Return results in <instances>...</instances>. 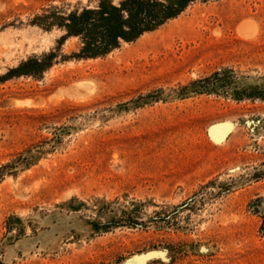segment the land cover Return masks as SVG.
I'll use <instances>...</instances> for the list:
<instances>
[{"label": "rangeland", "instance_id": "1", "mask_svg": "<svg viewBox=\"0 0 264 264\" xmlns=\"http://www.w3.org/2000/svg\"><path fill=\"white\" fill-rule=\"evenodd\" d=\"M99 2L0 0V264H264V0L82 58Z\"/></svg>", "mask_w": 264, "mask_h": 264}, {"label": "trees", "instance_id": "2", "mask_svg": "<svg viewBox=\"0 0 264 264\" xmlns=\"http://www.w3.org/2000/svg\"><path fill=\"white\" fill-rule=\"evenodd\" d=\"M193 1L124 0L113 6L109 0H100L95 10L69 14L63 26L67 35L82 36L80 57H96L118 47L120 40L131 42L175 18Z\"/></svg>", "mask_w": 264, "mask_h": 264}, {"label": "bare ground", "instance_id": "3", "mask_svg": "<svg viewBox=\"0 0 264 264\" xmlns=\"http://www.w3.org/2000/svg\"><path fill=\"white\" fill-rule=\"evenodd\" d=\"M239 28H241V26H240ZM244 28H245V27L243 26L241 30H243ZM246 28H247V27H246ZM244 33H245V32H244ZM238 34H239V33H238ZM241 34H242V32H241ZM245 34H246V33H245ZM249 36H250V35H249ZM216 128H217V129H215V131H214L213 134H214L215 137L221 139V138L223 137V135H224V131L222 130L223 127H221V129H219L218 127H216ZM224 129H225V127H224ZM226 130H227V129H226ZM226 132H227V131H226ZM213 134H212V135H213ZM214 136H213V137H214ZM217 138H216V140H217ZM214 139H215V138H214ZM217 141H218V140H217ZM217 141H216V142H217Z\"/></svg>", "mask_w": 264, "mask_h": 264}]
</instances>
